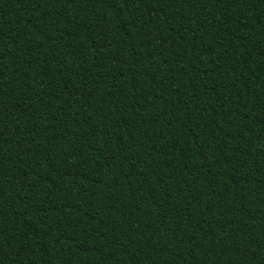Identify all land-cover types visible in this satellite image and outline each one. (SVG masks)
<instances>
[{
  "label": "trees",
  "instance_id": "obj_1",
  "mask_svg": "<svg viewBox=\"0 0 264 264\" xmlns=\"http://www.w3.org/2000/svg\"><path fill=\"white\" fill-rule=\"evenodd\" d=\"M0 264H264V0H0Z\"/></svg>",
  "mask_w": 264,
  "mask_h": 264
}]
</instances>
